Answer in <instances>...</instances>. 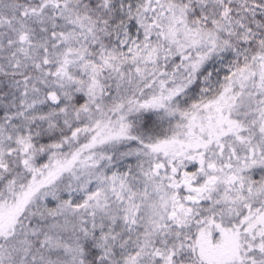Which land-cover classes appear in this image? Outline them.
Returning <instances> with one entry per match:
<instances>
[{
	"label": "snow or ice",
	"instance_id": "1",
	"mask_svg": "<svg viewBox=\"0 0 264 264\" xmlns=\"http://www.w3.org/2000/svg\"><path fill=\"white\" fill-rule=\"evenodd\" d=\"M0 264H264V0H0Z\"/></svg>",
	"mask_w": 264,
	"mask_h": 264
}]
</instances>
